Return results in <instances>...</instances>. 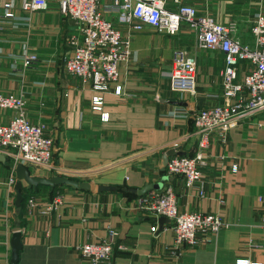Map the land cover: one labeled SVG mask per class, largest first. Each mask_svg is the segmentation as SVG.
I'll list each match as a JSON object with an SVG mask.
<instances>
[{
  "label": "crops",
  "instance_id": "obj_1",
  "mask_svg": "<svg viewBox=\"0 0 264 264\" xmlns=\"http://www.w3.org/2000/svg\"><path fill=\"white\" fill-rule=\"evenodd\" d=\"M183 1L220 21H233V35L252 45L250 26L256 14L264 12V0ZM13 2L14 17L2 20L0 27V92L21 94L27 118L43 123L44 133L53 140L51 165L31 172L101 176L96 187L90 181L85 190L39 185L27 195L36 205H27L26 197L20 214L14 184H8L12 159L5 156L0 161V264H11L16 229L21 248L15 264H86L76 245L103 238L109 228L118 231L116 242L125 246L114 248L115 261L236 264L237 258H247L264 264V249L252 245L264 242V109L237 117L224 140L211 136L203 151L202 195L197 186H185L181 174L162 169L166 149L179 147L186 155L196 150L193 116L222 100L223 53L199 45L184 22L171 34L148 24L132 29L115 21L130 39L128 58L119 64L114 81L122 90L98 92L63 69L70 54L68 37L77 31L75 20L63 15L55 0L29 12L20 8V0ZM165 2L168 8L176 7L175 0ZM106 15L115 19L113 13ZM25 44L37 55L28 67L22 65ZM176 48L195 58L193 91L170 85L167 72ZM97 93L103 96L107 118L91 106ZM13 114L0 107V122L7 123ZM146 182H159L157 190L172 187L179 211L215 212L228 225L205 242L172 248V219L160 228L157 218L135 206V192L97 191L99 183L140 188ZM58 194L62 202L57 208L40 210ZM153 223L155 231L150 230Z\"/></svg>",
  "mask_w": 264,
  "mask_h": 264
},
{
  "label": "built area",
  "instance_id": "obj_2",
  "mask_svg": "<svg viewBox=\"0 0 264 264\" xmlns=\"http://www.w3.org/2000/svg\"><path fill=\"white\" fill-rule=\"evenodd\" d=\"M14 0H0V27L2 20L14 17ZM59 11L75 20L77 31L68 37L70 54L63 62L67 74L79 76L90 83L92 89L104 92L111 89L120 93L122 86L114 83L119 75V64L130 52L129 34L123 35L115 21L140 29L148 24L173 34L184 22L193 32L196 42L207 49H218L224 55L221 71V102L200 108L193 116L197 129V148L191 155H171L165 165L168 173L181 174L184 185L200 184L201 166L205 163L203 151L215 134L226 138L229 128L239 116L264 109V12H258L250 26L253 43H243L233 35L235 23L220 21L213 14L199 12L194 4L175 0L176 7L168 8L165 0H55ZM48 0H20V8L29 12L44 9ZM113 13V17L106 14ZM37 61L36 53L27 44L23 47L22 65L28 67ZM196 61L185 49L176 48L168 70L170 85L174 89L193 91ZM242 73V74H241ZM241 74V76H239ZM103 96L94 94L91 106L100 110L101 118L108 113L103 108ZM0 107L10 108L14 114L7 123L0 122V153L12 159L9 173V188L16 181L14 172L18 162L38 170L52 163L53 140L45 134V125L32 122L24 112V97L21 94L0 92ZM27 205H36V200L27 197ZM61 195H55L41 211L57 208ZM38 205V204H37ZM135 206L144 213L158 218L160 215L173 220L172 248L194 246L205 242L228 223L219 214L207 212H181L177 208L172 187L152 189L135 197ZM157 225L150 226L155 231ZM118 231L109 228L107 235L97 241H85L76 245L86 264H128L113 259L114 248H125L116 242ZM264 249V242L253 243ZM236 264H261L247 258H237Z\"/></svg>",
  "mask_w": 264,
  "mask_h": 264
},
{
  "label": "water",
  "instance_id": "obj_3",
  "mask_svg": "<svg viewBox=\"0 0 264 264\" xmlns=\"http://www.w3.org/2000/svg\"><path fill=\"white\" fill-rule=\"evenodd\" d=\"M178 149L179 147H170L165 150V152L162 155V169H164V166L167 164L169 156L174 154L177 155L183 154V152ZM5 158H6L5 155L0 153V161H4ZM14 172L16 176V181L14 183L15 203L17 206L20 205L23 199V194H22V188L24 187L23 182H25V186L27 188H30L32 190H35L39 185H48L50 188H54L55 186L58 185H66L82 190L90 189L91 187L88 181H79L76 178L64 174L41 175L37 173H32L30 168L21 162H18L15 165ZM159 184H160L159 182H155V183L146 182L140 188H131L126 186H116L113 184L99 183L97 184V191H104V190L131 191V192H135L136 196H140L152 189L157 190L159 188ZM168 220H169L168 217L160 215L157 218L159 227L161 228L162 224ZM20 248H21V232L20 230L16 229L13 231L11 236V256H10L11 264H15L17 262Z\"/></svg>",
  "mask_w": 264,
  "mask_h": 264
},
{
  "label": "rangeland",
  "instance_id": "obj_4",
  "mask_svg": "<svg viewBox=\"0 0 264 264\" xmlns=\"http://www.w3.org/2000/svg\"><path fill=\"white\" fill-rule=\"evenodd\" d=\"M209 10V9H208ZM210 13V12H209ZM212 14V13H211ZM30 169L31 170H33V168L32 167H30ZM100 176L101 175H92V176H72L73 178H76V179H78L79 181H88V182H92V185L94 186V187H96V180L98 179V178H100ZM90 182V183H91Z\"/></svg>",
  "mask_w": 264,
  "mask_h": 264
},
{
  "label": "trees",
  "instance_id": "obj_5",
  "mask_svg": "<svg viewBox=\"0 0 264 264\" xmlns=\"http://www.w3.org/2000/svg\"><path fill=\"white\" fill-rule=\"evenodd\" d=\"M10 163V162H9ZM59 186V185H58ZM31 191V189L30 188H27L26 186H24L23 188H22V194H23V199H22V201H21V205H20V207H19V213L21 214V213H23V201L26 199V197H27V195H28V193ZM126 192V191H125Z\"/></svg>",
  "mask_w": 264,
  "mask_h": 264
}]
</instances>
